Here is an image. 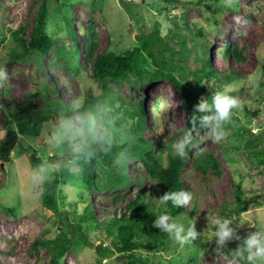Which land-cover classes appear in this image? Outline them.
Listing matches in <instances>:
<instances>
[{
    "label": "rangeland",
    "instance_id": "374dc122",
    "mask_svg": "<svg viewBox=\"0 0 264 264\" xmlns=\"http://www.w3.org/2000/svg\"><path fill=\"white\" fill-rule=\"evenodd\" d=\"M123 1L49 0L46 31L54 46L47 55H25L14 32L24 27L23 36L29 39L42 1L0 0V67L8 71V80L0 86V146L7 129L18 134L11 160L0 157V264H51L53 254L58 253L54 248L60 244L62 248L65 241L67 246L59 257L62 264H130L112 246L107 222L125 213L128 216L127 204L141 187L150 193L152 179L141 160L132 158L126 167L132 185H110L109 176L121 174V170L110 174L107 161L100 164L95 189L86 185L83 174L74 167L79 156L68 145L50 138L58 118L84 105L86 112L100 120L112 143L121 145L132 138L139 122L136 112L144 100L142 134L166 166L176 154L172 144L191 127L188 118L199 97L211 101L214 92L230 87V94L241 103L225 125L226 138L217 143L206 129L193 133L196 147H191L192 154L213 152L221 162V172L209 183L201 182L199 194H192L185 206L187 212L196 208V229L201 234L199 247L187 246L182 262L232 264L229 250L216 249L211 223L216 218L241 225L238 232L242 237L255 230L249 225L264 228V0H234L231 5L228 0H151L148 6H141L143 0ZM91 27L98 52L125 53L141 46L139 35L158 32L172 48L166 53L169 63L164 70L184 86L187 98L169 76L157 74L158 67L145 54L139 56L133 72L118 81L94 77L89 57ZM234 44L243 51L244 62L221 56ZM206 60L210 64L206 70H214L216 76H206ZM232 71L236 79L229 82L226 77ZM88 99H96L95 110ZM31 103L36 105L33 110ZM160 130L163 133L157 135ZM33 154L46 169L37 176L34 173L42 164H33ZM191 167L188 163L184 169V178L190 181ZM55 172L64 173L55 193L58 212L44 203L45 187ZM238 183L247 205L237 212L234 209L241 202L236 195ZM119 195L121 200L116 203L114 197ZM152 201L164 205L156 198ZM83 235L90 243L82 241ZM37 240L49 243L35 247ZM171 242L166 250L140 248L136 254L147 264H181L175 257H183L186 251H180L174 239ZM239 243L229 242L228 249Z\"/></svg>",
    "mask_w": 264,
    "mask_h": 264
},
{
    "label": "trees",
    "instance_id": "16d2710c",
    "mask_svg": "<svg viewBox=\"0 0 264 264\" xmlns=\"http://www.w3.org/2000/svg\"><path fill=\"white\" fill-rule=\"evenodd\" d=\"M41 1L42 3L37 16L35 17V24L30 33L29 39L26 40L23 36L27 30L24 27H21L18 31L14 32L16 41L23 48L25 55H29L31 52H39L43 55H47L54 46L53 38L46 31L47 17L49 14V0ZM124 2L127 3L125 0L123 3ZM143 5L148 6L149 4H147L146 0H143L141 6ZM139 17L141 16L139 15ZM138 37L141 42V46H136L133 50L128 52L116 53L110 50L98 52L99 44L95 41L96 33L93 27H91L89 37L91 40L89 57L92 61L94 77L100 80L109 79L112 81H118L126 77L128 73L133 72L135 66L137 65L139 56L145 54V57L158 67L157 74L169 76L175 83V86L181 95L184 98H187L188 93L185 91L184 86L175 80L174 75L169 72H165L164 70L165 66L169 63L168 57H166L168 54L167 52L172 49L169 44L159 37L158 32H151L150 34L139 35ZM181 44L182 47L186 46L184 38L182 39ZM96 52L97 55L95 56ZM159 53L162 57H164L163 59H160L161 57L159 58ZM221 56L225 59H233L235 62L240 63L246 60L239 44L227 46L226 50L221 52ZM204 65L207 77L216 76L217 73L214 70H206L210 67L208 60L205 61ZM235 74L236 73L232 71L227 75L226 78L229 82L236 79ZM94 102H96V99L87 100V104L89 106L91 105L92 109H94ZM29 107L33 110L36 108V105L31 103ZM86 109L87 108L84 105L82 108L77 110L83 112ZM26 111H28V109H26ZM145 111L146 104L143 100L140 102L138 111L136 112L137 116H139V122L135 126V130L132 131L133 133H131L133 139H130L121 145L112 143L111 152L108 154H104L102 151H99V146H95L97 147L96 158L92 159L91 162H85L83 158L78 157L75 161L76 163H74V167H78L80 172L83 174V179L86 185L92 189H95L97 186L99 168L101 162L103 161H107L112 167L110 174L114 171V169L121 170V174H111V176H109L110 182H112L110 185L112 186L119 185L123 187L125 185H132L130 182L131 178L126 172V167L130 159L139 158L147 168L148 176L152 179L151 192L147 193L146 189L141 187L139 192L136 194V197L131 199L126 206V209L131 210L130 214L128 216L126 213L119 217L115 216L107 222L109 226L107 229V235L112 238V246L116 249V252L127 256L130 264H147L141 254H136V250L140 248H144L149 252H159L166 250L170 243H173L171 242L172 238L167 233L160 232L159 229L152 227L156 216L167 213L178 223L183 224L185 228L188 227L190 222L196 220L195 214L197 213V210L195 207L187 212L185 207H176L170 200L167 203H164L163 207H159L157 203L152 201V199L156 198V202L159 203L161 202L159 198L165 192H178L181 190L190 191L197 197L201 188L200 183H209L213 175L220 174L221 172V162L213 152L209 153L206 151H199L192 154L191 146L187 150V155L185 157H180L177 154L171 155L168 165L164 166L161 159L154 155V146L142 134L144 129L142 119L146 115ZM17 140L18 134L16 130L11 128L7 129V133L1 141L0 146V157L3 161L9 162L11 160V149L17 144ZM123 149L128 150V160L122 167L117 168L114 166V159L116 154ZM32 162L34 165L43 164L40 158H38L35 154L32 155ZM188 163L192 166L190 175L192 178L191 181L184 178V169ZM60 174L64 175V173L55 172L54 178L48 181L44 192V203L54 212H58L55 193L60 183ZM236 187V195L241 199V195L243 194L242 184L238 183L236 184ZM121 197L122 196L120 195L114 197L115 202L118 203L121 200ZM149 198L151 200H149ZM246 205L247 203L241 199L240 204L236 206L234 211L238 212L240 210H245ZM230 207H226V210L231 212L232 208ZM88 215L95 218V214L93 212H90ZM58 239L62 241L63 237H58ZM82 241L90 243V239L84 240V235L82 236ZM48 243V241L41 242L40 240H37L34 243V246L37 247L38 245H46ZM196 244H198L199 247L198 239L194 242L180 245V251H183L184 253L187 246L192 247L196 246ZM63 245L62 248H60L61 244L58 245L59 247L54 248V250H58V253L53 254L51 264H62L59 257L63 248L65 250L67 242H63ZM181 255H176L177 257H175V260L184 264L182 259L187 256V251L183 257H181ZM241 261L246 264L244 260Z\"/></svg>",
    "mask_w": 264,
    "mask_h": 264
},
{
    "label": "clouds",
    "instance_id": "9594fccd",
    "mask_svg": "<svg viewBox=\"0 0 264 264\" xmlns=\"http://www.w3.org/2000/svg\"><path fill=\"white\" fill-rule=\"evenodd\" d=\"M234 0H228L231 5ZM239 22V20H237ZM8 80V71L0 67V86ZM67 83V82H65ZM230 87L216 91L211 96V101L205 96H200L198 102L193 106V114L188 118L191 127H187L184 134L178 137L172 144L175 153L180 157L187 155L189 147H196L193 144V133L200 129H206L214 142H221L227 136L225 125L231 122L233 109L240 106V98L230 94ZM199 113L201 115L197 116ZM59 136H55V132ZM163 133L160 130L157 135ZM50 138L58 140L60 144H66L71 153L83 158L85 162H91L97 156V147L104 154L111 152L112 141L106 135L100 120L93 114L86 111L73 109L70 115L66 114L58 118L54 128L50 129ZM133 139V138H130ZM128 150L123 149L116 154L114 166L122 167L128 160ZM46 171L44 165L38 166L34 176ZM192 193L181 190L178 192H165L159 200L167 203L169 200L176 207H185L192 201ZM214 230V242L217 250H229L232 254V264H240L246 259L247 264H264V228L249 225L254 231L247 232L243 237L239 234L238 228L241 225L233 226V220L229 218H216L212 222ZM152 227L160 232L167 233L180 245L196 241L201 232L196 229V220L189 223L188 227L178 223L167 213L156 216ZM239 241L235 249H228L229 242ZM246 253V256L244 255Z\"/></svg>",
    "mask_w": 264,
    "mask_h": 264
},
{
    "label": "water",
    "instance_id": "95a60500",
    "mask_svg": "<svg viewBox=\"0 0 264 264\" xmlns=\"http://www.w3.org/2000/svg\"><path fill=\"white\" fill-rule=\"evenodd\" d=\"M146 2H147V3H150V2H151V0H146Z\"/></svg>",
    "mask_w": 264,
    "mask_h": 264
}]
</instances>
